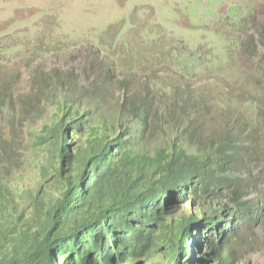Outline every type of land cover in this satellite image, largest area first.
<instances>
[{"label":"trees","instance_id":"1","mask_svg":"<svg viewBox=\"0 0 264 264\" xmlns=\"http://www.w3.org/2000/svg\"><path fill=\"white\" fill-rule=\"evenodd\" d=\"M161 51L171 71L147 82L52 66L17 97L0 84V264H261L264 70L209 92Z\"/></svg>","mask_w":264,"mask_h":264},{"label":"rangeland","instance_id":"2","mask_svg":"<svg viewBox=\"0 0 264 264\" xmlns=\"http://www.w3.org/2000/svg\"><path fill=\"white\" fill-rule=\"evenodd\" d=\"M262 32L264 0H0V84L11 81L17 97L29 91L31 71L52 66L73 70L81 87L101 78L104 66L147 82L171 71L167 60H151L162 49L177 69L203 66L189 83L212 92L224 79L229 94L251 81L233 71L264 70ZM260 178L250 198L260 196ZM257 235L264 263V236Z\"/></svg>","mask_w":264,"mask_h":264},{"label":"clouds","instance_id":"3","mask_svg":"<svg viewBox=\"0 0 264 264\" xmlns=\"http://www.w3.org/2000/svg\"><path fill=\"white\" fill-rule=\"evenodd\" d=\"M263 236H264V234H263ZM261 256H256V254H255V256H254V259H256V258H260ZM145 262V261H144ZM152 262H154V261H152ZM260 262H261V264H264L263 262H262V257H261V259H260ZM148 263H150V262H148ZM148 263H146V264H148Z\"/></svg>","mask_w":264,"mask_h":264}]
</instances>
